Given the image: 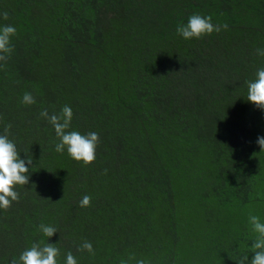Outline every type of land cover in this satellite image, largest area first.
<instances>
[{
  "label": "trees",
  "instance_id": "obj_1",
  "mask_svg": "<svg viewBox=\"0 0 264 264\" xmlns=\"http://www.w3.org/2000/svg\"><path fill=\"white\" fill-rule=\"evenodd\" d=\"M3 12L16 34L0 61V134L10 124L32 164L19 201L0 209V264L34 243L55 244L57 264L69 251L77 264L251 261L264 110L247 82L264 68V0H0ZM193 14L228 28L185 40L176 29ZM65 105L66 131L99 134L87 167L55 151L40 115ZM85 241L94 255L77 251Z\"/></svg>",
  "mask_w": 264,
  "mask_h": 264
},
{
  "label": "clouds",
  "instance_id": "obj_2",
  "mask_svg": "<svg viewBox=\"0 0 264 264\" xmlns=\"http://www.w3.org/2000/svg\"><path fill=\"white\" fill-rule=\"evenodd\" d=\"M2 18L9 19L7 12H3ZM228 25H214L211 16H201L193 14L188 18V22L177 26V34L185 40L192 38L200 39L206 35H211L213 32L219 33L222 29H227ZM16 34V28L11 25L0 27V61L5 62L11 55L13 48L11 46V37ZM258 54L264 56V51L257 50ZM247 100L254 104L257 108L264 110V68H260L256 72V79L247 82ZM22 103L32 105L36 103L35 98L31 93H25ZM40 115L48 120L54 127L58 143L55 144V151L63 153L65 149L67 154L75 161L82 162L84 167L91 165L96 159V148L100 142L99 134L89 132L81 134L78 131H66L70 128L73 118L72 109L65 105L59 114L49 115L47 110H43ZM11 125H7L2 134H0V209L7 211L12 202L19 201V193L15 190L16 186H25L29 183V168L26 167L32 164L31 156L27 161L20 158V152L16 144L8 138ZM261 152L264 151V136L257 139ZM27 153V152H25ZM91 204V197L84 195L79 201V207L86 208ZM249 224L252 226V231L256 233V237L252 243L251 249L254 256L249 261V256L244 255L237 261V264H264V222L256 215L249 216ZM40 230L50 238L56 232L52 226L41 224ZM55 244L34 243L31 248L26 249L21 253L19 259H13L11 264H57L59 249ZM95 254L93 246L90 242L85 241L77 251H85ZM129 259H135L130 257ZM65 264H77V260L71 251L67 253ZM121 264H127L126 261H121ZM136 264H145L144 260L136 261Z\"/></svg>",
  "mask_w": 264,
  "mask_h": 264
}]
</instances>
